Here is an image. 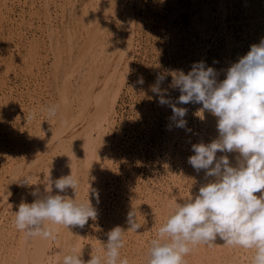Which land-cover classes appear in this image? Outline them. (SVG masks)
Listing matches in <instances>:
<instances>
[{
  "label": "rangeland",
  "instance_id": "obj_1",
  "mask_svg": "<svg viewBox=\"0 0 264 264\" xmlns=\"http://www.w3.org/2000/svg\"><path fill=\"white\" fill-rule=\"evenodd\" d=\"M107 1L0 0V200L5 203L7 199L5 204L0 202V264H13L12 254L25 245V233L15 223L19 203H31L36 198L31 192L36 188L42 193L48 176L53 181L60 178L54 161L44 152V146L50 147L54 141L56 98L73 73L80 46L91 39L88 33L95 22L93 14L105 10ZM113 1L99 36L110 43L117 39L115 30H129L132 46L124 84L114 109L108 111L110 124L107 128L103 125L104 140L85 173L82 200L88 199L90 187L89 200L97 216L80 227L82 259L87 262L91 254H103L108 232L119 225L125 230L121 258L128 264H148L151 241L173 207L194 198L212 179L205 176L206 170L197 171L188 163L194 154L192 144L209 143L218 136L217 117L207 110L203 118L197 116L202 108L199 103L178 104L187 108V124L176 127L170 119L171 107L158 103L151 86L158 74L180 69L187 73L198 61L216 69L218 80H222L227 68L264 38V0ZM118 5L123 8L119 18L115 15ZM99 76L104 77V73ZM140 77L143 84L138 82ZM171 81L172 76L167 75L160 86L176 103L180 91L169 87ZM221 155L219 151L216 154L217 158ZM224 155L236 163L238 153ZM26 162L32 165L21 177L34 185L19 184L10 198H5L7 178ZM53 189V194L59 192L54 185ZM131 209L142 224L137 231L128 229ZM58 237L59 229L47 238L52 255ZM223 246L219 237L214 242L191 245L183 264L229 263L221 252Z\"/></svg>",
  "mask_w": 264,
  "mask_h": 264
},
{
  "label": "clouds",
  "instance_id": "obj_2",
  "mask_svg": "<svg viewBox=\"0 0 264 264\" xmlns=\"http://www.w3.org/2000/svg\"><path fill=\"white\" fill-rule=\"evenodd\" d=\"M167 75L172 76L169 87L180 91L176 103L160 86ZM217 77L216 69L198 61L187 73L180 69L158 74L151 86L158 103L171 107L170 119L176 127L187 124V108L178 104L199 103L202 108L197 110V116L203 118L207 110L217 117L218 136L209 143L192 144L194 154L188 157V163L197 171L206 170L205 176L212 179L199 188L194 198L175 205L157 238L151 241L148 264H183L191 245L214 242L217 237L230 246L252 249L251 264H264V38L232 63L222 80ZM138 82L143 84V77ZM50 111L55 113L54 108ZM218 151L238 153L236 163L232 164L227 155L217 158ZM17 181L22 186L34 185L24 177ZM79 183L72 171L54 181L48 176L42 193L36 188L31 192L36 197L31 203L19 204L16 227L26 238H49L54 225L83 228L89 218L95 220L97 212L89 200L90 187L88 199H78ZM53 185L59 190L56 194ZM67 188L73 189L75 198L60 194ZM127 223L133 231L142 226L133 209L127 214ZM124 232L119 225L108 232L103 254H91L85 262L82 252L73 246L60 264H128L120 256Z\"/></svg>",
  "mask_w": 264,
  "mask_h": 264
},
{
  "label": "bare ground",
  "instance_id": "obj_3",
  "mask_svg": "<svg viewBox=\"0 0 264 264\" xmlns=\"http://www.w3.org/2000/svg\"><path fill=\"white\" fill-rule=\"evenodd\" d=\"M137 1L138 0H136V2ZM99 2H101V0H99ZM105 4H107L105 10L101 11L100 9L101 13L98 12L99 14L97 13H94L95 15L93 14L95 18V22L92 25V27L90 26L89 31L91 32L88 33V35L91 36V39L89 38L87 39V41L85 42L83 41L84 43H82V45L80 46L79 54L77 55L78 59L76 58L75 64L73 61V66H72L73 73L70 76H67L60 92L56 89V92L57 91L59 92L58 93L59 99L56 98L58 100V102L56 101L57 116H56V120L54 119L55 127H52L54 141L50 147L52 146L53 147L50 149L49 146L46 147L44 146L46 150V151L44 150V152H47L46 154L50 155L51 161L52 160L54 161L55 163L54 165L59 170L60 177L66 176L67 174H70L72 171V174L79 178L80 183L76 191V196L78 199L81 200L83 199L82 188H85V184H86L84 183V179H86L85 173L86 171L90 170L88 168H90L91 163H94V161L96 160L97 151L101 146L102 141L104 140L105 129L110 124L109 119L111 113H108V111H110L116 104L122 85L124 84V80L127 74V68L129 67V61H127V56L128 54H130L131 46H132V41H131L132 35L129 33V30L121 32L119 30L114 31L112 29L116 33L117 39L110 43L108 42V40L106 39L104 40L102 39L103 37L101 38L99 36L101 33L100 32L101 24L105 20H108L109 10L111 9V7H113L114 1L108 0L107 2H105ZM121 6L120 5L117 6L118 7L117 13L115 15H117L118 18L122 15L123 12L122 11L123 8ZM101 72L104 73V77L102 78H100L99 76ZM74 74L76 75V77H74ZM103 125H106L105 126L106 128L103 127ZM106 145L108 146V143ZM222 155H224V153H222ZM102 159H103V155H102ZM29 165H32V163L27 164L26 162L25 164H23V166L19 165L17 169H14V171L11 172V174L9 173L10 178H7V180L9 179L7 182L5 180L7 184H5L6 187L5 190H3L5 198H7L8 196L10 198L11 194L14 193L13 192L14 189H16L17 186L19 185V182L17 180L23 175V172L27 170ZM10 169L13 170V167ZM43 180L42 182L44 183ZM64 193L70 198H75L74 191L71 188H67L64 191ZM256 194L258 196L260 195V193H256ZM18 199L19 198H17V200ZM4 201L6 203L7 199ZM0 202L2 201L0 200ZM3 203L4 202H2L1 204ZM52 227H54L53 233L58 231L59 229V237L56 241L57 244H56V248L54 249V255H52L53 251L52 252L50 251L51 248H49L50 245L47 238H43V237L39 238L37 236H34L29 238L28 240L25 238V243H24L25 245L24 247L23 246L21 247L22 248L21 251H18V253L16 252L17 254L13 252L14 253L12 254L13 264H60L62 257L73 246H75V248L78 251L82 252L80 227L78 225L70 226L69 229L62 225H60V227H58V225H54ZM31 244H32L31 247L32 249L27 251L28 250L27 248H29V245L31 246ZM221 252L225 253V255L228 258L229 263L226 261L225 264H251L252 256L254 254V251L252 249H245L239 246H230L225 242L223 248L221 249ZM54 257H55V261L53 259Z\"/></svg>",
  "mask_w": 264,
  "mask_h": 264
}]
</instances>
